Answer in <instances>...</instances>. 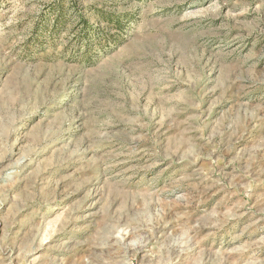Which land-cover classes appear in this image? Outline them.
Listing matches in <instances>:
<instances>
[{
  "label": "rangeland",
  "instance_id": "obj_1",
  "mask_svg": "<svg viewBox=\"0 0 264 264\" xmlns=\"http://www.w3.org/2000/svg\"><path fill=\"white\" fill-rule=\"evenodd\" d=\"M0 264H264V0H0Z\"/></svg>",
  "mask_w": 264,
  "mask_h": 264
},
{
  "label": "trees",
  "instance_id": "obj_2",
  "mask_svg": "<svg viewBox=\"0 0 264 264\" xmlns=\"http://www.w3.org/2000/svg\"><path fill=\"white\" fill-rule=\"evenodd\" d=\"M58 23H59V22H56V27L58 26Z\"/></svg>",
  "mask_w": 264,
  "mask_h": 264
},
{
  "label": "bare ground",
  "instance_id": "obj_3",
  "mask_svg": "<svg viewBox=\"0 0 264 264\" xmlns=\"http://www.w3.org/2000/svg\"><path fill=\"white\" fill-rule=\"evenodd\" d=\"M156 239V238H155Z\"/></svg>",
  "mask_w": 264,
  "mask_h": 264
}]
</instances>
